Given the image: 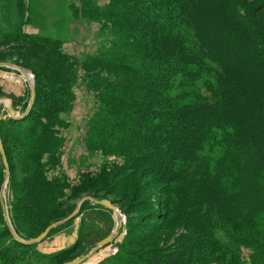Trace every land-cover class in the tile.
Here are the masks:
<instances>
[{
    "label": "trees",
    "instance_id": "trees-1",
    "mask_svg": "<svg viewBox=\"0 0 264 264\" xmlns=\"http://www.w3.org/2000/svg\"><path fill=\"white\" fill-rule=\"evenodd\" d=\"M77 1L68 4L72 14L107 34L83 60L64 54L59 42L24 34L32 13L25 0H15L9 11L0 6L5 17L0 27L8 25L3 35L0 29V46L18 41L17 50L40 60L33 69L46 70L41 75L46 86H35L27 116L3 124L19 148L14 160L0 132L12 183L14 233L23 240L37 237L57 222L53 216L69 198L65 175L50 179L48 172L60 166L61 116L72 109L79 80L94 99L83 138L86 149L119 160L120 166L111 167L129 176L147 178L143 187L159 188L151 191L159 197L151 195L135 208L165 221L146 232L164 234L176 226L191 232L165 243L173 234L166 232L163 247L133 254L127 250L135 242L129 229L117 254L101 264H118L119 255L126 264H168L175 251L178 264H264V25L247 28L248 21L255 26V19H264V0ZM214 4L219 5L215 13ZM226 18L233 30L229 45L241 52L224 59L216 45L227 42ZM209 29L222 32L220 41H212ZM24 39H34L33 50ZM47 42L54 52L42 50ZM242 47L250 49V65L240 73L248 77L237 82L231 69L244 60ZM4 179L0 158V191ZM34 227L43 230L32 237ZM77 244L49 255L37 251L36 244L17 242L0 198V264H63Z\"/></svg>",
    "mask_w": 264,
    "mask_h": 264
},
{
    "label": "rangeland",
    "instance_id": "rangeland-1",
    "mask_svg": "<svg viewBox=\"0 0 264 264\" xmlns=\"http://www.w3.org/2000/svg\"><path fill=\"white\" fill-rule=\"evenodd\" d=\"M7 1L9 3H7L6 0H0V6H2L1 8L5 6L4 9L9 11V8L13 5L15 0ZM70 2L74 3V5L78 4L77 0H69L68 2H64V0H25V6L29 7L32 13L28 15L31 19L28 21V24L23 27V31L24 34L30 35L32 38L41 37L44 41L51 39L59 42L64 54L71 55L74 58H77V60H83L88 55L94 54L99 49L101 42L107 37V34L104 35L99 33L98 25L96 23H88L81 19L80 16L72 14L68 8V4ZM218 7V4H214L213 13L217 12ZM2 11L4 10L2 9ZM211 12V10L208 11L209 15ZM3 18L5 17L0 16V21ZM228 19L231 20L230 18L224 19L223 30L224 38H226L228 43L224 40V42H221V45H219V43L216 45L217 48L220 49L217 54L221 52L220 56H224V59L227 55L230 57L232 54L235 55L236 52L240 51L238 48H231L229 45L227 35L230 34L233 36V30L229 28L231 25L229 24ZM263 21L264 19L262 18L259 20L255 19V26L251 21H248L249 26H247V28H259L264 25ZM234 28L236 29V26ZM0 29L1 35H3L5 30L8 29L7 23H4ZM209 33L212 41H220V37L222 36L221 31L220 33L217 31L213 33L209 29ZM16 42L18 41H12L9 44L0 46V63L15 65L23 68L27 73L28 80L32 81L34 90L35 86H37V88L39 86V89L40 86L42 88V85L46 86L41 81V75L45 74L46 70H36L33 69L32 66L33 64H38L40 60L37 56H32L31 54L17 50V44H15ZM24 43L26 44V47L32 49L35 41L34 39L33 41H31V39H27ZM38 44L41 45L40 43ZM46 44L48 45V48L45 46L42 47V50L44 52H54L52 50V44H49V42ZM247 45L249 46L250 43ZM50 46L52 48H49ZM236 47H238V45ZM251 47L253 48L254 46ZM244 48L245 47H242V49ZM249 51L248 48H245L242 53L244 57H240L241 59L244 58V60L242 63H239L238 65L236 64L237 69H231V74L233 75L232 77H234V80L237 82H240V80L242 78L244 79V77H248L243 76V74L240 73L246 68L245 65H250V60H248ZM8 59L17 62L19 65L7 63V61H9ZM263 70L264 69H262V71ZM47 83L49 84V82ZM73 91L75 99L72 109L68 113L61 116L62 121L65 123V126L59 129L64 140L60 156L61 163L55 170L48 172V177L50 179L59 174L65 175L66 181L69 182V189L66 190V196L69 198L62 203L58 212L53 216V219H56L57 222L64 220L74 211L76 206L81 201H84L80 204V209L77 215L69 221L52 229L43 241L36 244V250L43 254L50 255L58 253L71 247L73 244L78 243L72 250V253L68 257H65L66 260L63 264L82 258L89 253L90 256L82 264H101L105 260L112 258L117 254L119 244L126 236L130 235L129 229L132 233L131 237L135 242H132L133 246L131 245L127 248V250L133 251V254H139L143 251H145L143 253L152 252L155 251V248L163 247L164 245H162L161 238H164V234L166 232H169L170 235V232L173 231V234L171 233L172 235H170L171 239L164 238L165 243L168 240L172 243L174 235L177 236L182 235L183 233H191L190 230H187V228L183 230L178 226H176L173 230L171 229L166 231L164 234H162V232H146L148 226L150 230L151 225H158L161 227L165 224L164 220H161L160 222V220L149 219L148 214L153 211L145 210L142 213L139 212L140 206L138 204H140V201L146 199L152 200L151 195L158 194H153L151 191L154 190V192H158L157 189L159 188L154 187L152 189L153 185L151 184H147V186L143 187L147 178H143L139 174L129 176V172L126 170L119 169L118 167H111L113 163L120 166L122 163L116 162L119 160H116L111 156L104 157L99 153H92L86 149L83 143V138L85 136L84 134L87 119L92 114L94 99L86 90L83 89L79 80H77L76 85L73 87ZM0 98L5 99L0 102V132L2 139L4 140L2 141L5 148H7L11 159L14 160L19 148L13 140H10L8 126L3 124H5L9 119H17L21 115L25 114L31 99L28 81L24 79L20 72L13 68L0 67ZM9 99L12 101V108L15 112L16 118H10L8 116L7 107L9 104L7 100ZM226 116L227 115L224 113L225 120L228 117ZM80 177L81 179L83 178L82 183H79ZM10 185H12V183L7 182L6 188H4L2 194L0 191V198L5 204L8 219L13 203V195L11 193V188L9 187ZM139 188L140 190L138 191ZM73 191L75 192L73 193ZM71 194L73 195L72 197H70ZM103 199L111 201L113 205L119 209L123 218V225L120 228L117 227L113 213L105 207H99L100 205L96 203L97 201H101ZM137 206H139V209H135ZM129 207L133 208L132 214L127 213V209ZM135 211L136 213H134ZM22 219V221H19V231L21 232L24 230L22 228L24 224L23 222L25 221L24 217ZM141 226H143V229ZM42 230V228L38 229V227H34L32 237ZM113 231L116 233L113 241L108 246L102 247L94 253H91L94 249V245L103 240ZM175 252V254H170L172 256L168 258V264H178V258L180 257L178 255V251ZM121 257L122 255L116 257L118 264H126L125 260ZM153 259H156V257H153ZM155 262L156 264H159L158 260Z\"/></svg>",
    "mask_w": 264,
    "mask_h": 264
},
{
    "label": "water",
    "instance_id": "water-1",
    "mask_svg": "<svg viewBox=\"0 0 264 264\" xmlns=\"http://www.w3.org/2000/svg\"><path fill=\"white\" fill-rule=\"evenodd\" d=\"M0 67H9V68H13L15 70H17L18 72L21 73V75L24 77V79L27 78V73L26 71L21 68V67H18V66H15V65H8V64H4V63H0ZM28 81V85H29V89H30V95H31V99H30V102H29V105H28V108L26 110V113L21 115L20 117H18L17 119H20V118H23L25 116H27V114L29 113L30 109H31V106L33 104V101H34V96H35V90H34V86H33V83L32 81L26 79ZM5 99L3 98H0V102L4 101ZM8 101V107H7V113H8V116L10 118H16L15 116V112L12 108V101L9 99L7 100ZM0 158H1V161H2V164L4 166V172H5V179H4V183H3V186H2V189H1V194L3 193L4 191V188H6V184L8 182V174H9V168H8V164H7V161H6V157H5V153H4V149H3V145H2V141H1V137H0ZM2 197V196H1ZM84 201V200H83ZM81 201L77 206L76 208L74 209V211L67 217L65 218L64 220L62 221H59V222H56L54 224H51L47 229H45L39 236H37L36 238L32 239V240H29V241H26V240H23V239H20L18 238V236L14 233V231L12 230V227H11V224H10V221L8 219V216H7V211H6V208H5V204L3 202V200L1 199V206H2V210H3V217H4V220L6 222V225L9 227L11 233H12V236L13 238L21 243V244H24V245H34V244H38L40 243L41 241H43V239H45L47 237V234L54 228H56L58 225H61L67 221H69L70 219H72L73 217H75L77 215V213L79 212V209H80V204L83 202ZM98 205H101L103 207H105L106 209L110 210L114 217H115V220H116V223H117V227L120 228L122 225H123V218H122V215L119 211V209L114 206L110 201L108 200H101V201H97L96 202ZM116 236V233L113 231L112 233H110L107 237H105L103 240L97 242L95 245H94V249L91 253H94L95 251L99 250L100 248L102 247H105V246H108L114 239V237ZM90 256V253L82 258H79V259H75L71 262H68L66 264H82L88 257Z\"/></svg>",
    "mask_w": 264,
    "mask_h": 264
},
{
    "label": "bare ground",
    "instance_id": "bare-ground-1",
    "mask_svg": "<svg viewBox=\"0 0 264 264\" xmlns=\"http://www.w3.org/2000/svg\"><path fill=\"white\" fill-rule=\"evenodd\" d=\"M26 79H28V76H27V78Z\"/></svg>",
    "mask_w": 264,
    "mask_h": 264
}]
</instances>
